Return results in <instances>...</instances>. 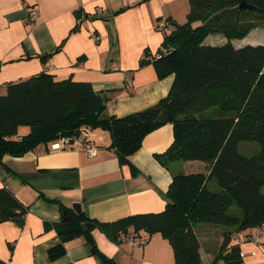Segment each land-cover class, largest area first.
<instances>
[{"label":"trees","instance_id":"obj_1","mask_svg":"<svg viewBox=\"0 0 264 264\" xmlns=\"http://www.w3.org/2000/svg\"><path fill=\"white\" fill-rule=\"evenodd\" d=\"M263 26L264 0H189L186 19L164 28L163 47L156 55L147 50L140 60L141 65L152 62L161 78L174 74L168 94L122 116L104 114L109 96L89 81L58 79L48 67L0 88V160L5 153L22 155L61 137L88 139L84 130L103 126L110 132V147L128 161L149 132L173 124L165 154L183 166L172 173L164 209L101 221L62 203L59 221L47 224L61 236L48 248L51 258L65 254L66 238L98 225L117 242L122 232H160L171 241L179 264H202L193 227L202 221L233 227L223 231L215 259L243 260L233 235L264 223V43L236 46L232 39ZM213 32L228 40L206 43ZM22 123L29 131L18 132ZM250 139L258 149L242 152L239 144ZM27 211L9 188L0 187V220L23 219ZM101 261L120 264L103 255Z\"/></svg>","mask_w":264,"mask_h":264},{"label":"crops","instance_id":"obj_2","mask_svg":"<svg viewBox=\"0 0 264 264\" xmlns=\"http://www.w3.org/2000/svg\"><path fill=\"white\" fill-rule=\"evenodd\" d=\"M188 8L189 0H0V88L48 67L58 79L86 80L107 94L105 115L153 105L168 94L174 74L159 77L152 62L140 64L141 57L163 47L159 22L165 19L169 29L186 19ZM257 29L232 42L264 43ZM227 40L223 34L205 38L210 44ZM87 137L97 145L95 155L84 149L82 135L62 148L40 143L22 155H3L0 187L9 188L28 211L23 219L0 220V264H101L102 255L120 264H179L171 241L160 232L150 234L144 245H131L115 241L98 225L66 238L64 255L49 256L48 248L61 236L47 224L59 221L62 203L81 202L88 216L101 221L160 211L172 173L183 166L165 154L174 138L171 122L149 132L128 161L110 147L109 131L95 128ZM193 227L202 264H229L215 256L223 231L233 227L202 221ZM260 227L261 242L249 236L257 228L240 232V242L232 239L243 253V260L232 264H264V223Z\"/></svg>","mask_w":264,"mask_h":264},{"label":"built area","instance_id":"obj_3","mask_svg":"<svg viewBox=\"0 0 264 264\" xmlns=\"http://www.w3.org/2000/svg\"><path fill=\"white\" fill-rule=\"evenodd\" d=\"M37 16V12L33 9L30 12V18L31 20H35ZM167 26V21L165 19H162L159 22L158 27L160 29H164ZM88 130H84L83 134L87 135ZM71 141L69 137H61L59 139H55L51 141L52 147L54 148H62L66 145L67 142ZM84 149L90 154V155H95L97 153V145L93 143L89 139H84ZM263 231L261 227H257L255 232L250 233V237L255 241V242H261ZM149 233L148 232H122L119 235V240L120 241H126L131 245H144L149 241ZM233 238L237 240L238 242L244 240L243 236H238L236 234L233 235ZM232 238V239H233ZM242 253V252H241ZM243 254V253H242Z\"/></svg>","mask_w":264,"mask_h":264},{"label":"rangeland","instance_id":"obj_4","mask_svg":"<svg viewBox=\"0 0 264 264\" xmlns=\"http://www.w3.org/2000/svg\"><path fill=\"white\" fill-rule=\"evenodd\" d=\"M185 20V19H184ZM183 20V21H184ZM182 21V22H183ZM259 29H257V32H259V34H261V36H263L264 37V26L263 27H258ZM217 34H219V35H221V34H223L224 36H226L224 33H222V32H213V33H210V35H217ZM29 129H30V127H29V125L28 124H24V123H22V124H19V126H18V132L19 133H25V132H27V131H29ZM93 129H95V128H91V130L90 131H93ZM96 129H99L100 131H103V130H106V131H109L108 129H105L103 126H98V127H96ZM88 135V134H87ZM258 143L255 141V140H253V139H250V140H246V141H242L240 144H239V149L242 151V152H244V153H250V152H252V151H255V150H257L258 149ZM175 161V160H174ZM200 168H201V166H200ZM186 169L188 170L189 169V167L188 166H186ZM235 207V206H234ZM216 226V225H215ZM229 226H226L225 225V228H228ZM217 229V228H216Z\"/></svg>","mask_w":264,"mask_h":264},{"label":"water","instance_id":"obj_5","mask_svg":"<svg viewBox=\"0 0 264 264\" xmlns=\"http://www.w3.org/2000/svg\"><path fill=\"white\" fill-rule=\"evenodd\" d=\"M241 6H251L250 4L246 3V2H242L241 3ZM72 207L74 208V210L80 214L82 211H83V208H82V203L81 202H78V201H74L72 203Z\"/></svg>","mask_w":264,"mask_h":264}]
</instances>
